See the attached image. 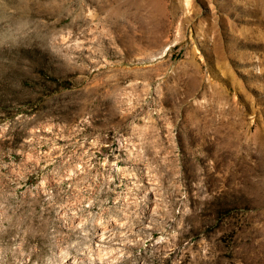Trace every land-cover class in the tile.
<instances>
[{"label":"rangeland","instance_id":"obj_1","mask_svg":"<svg viewBox=\"0 0 264 264\" xmlns=\"http://www.w3.org/2000/svg\"><path fill=\"white\" fill-rule=\"evenodd\" d=\"M155 2L0 0V264H264V0Z\"/></svg>","mask_w":264,"mask_h":264},{"label":"bare ground","instance_id":"obj_2","mask_svg":"<svg viewBox=\"0 0 264 264\" xmlns=\"http://www.w3.org/2000/svg\"><path fill=\"white\" fill-rule=\"evenodd\" d=\"M148 1H152V4H154V5H158V4L160 5V4H162L161 2H157V3H158V4H157V3L155 2V0H148ZM118 6H119V5H118ZM117 9H118V7H117ZM114 12H115V10H114Z\"/></svg>","mask_w":264,"mask_h":264}]
</instances>
